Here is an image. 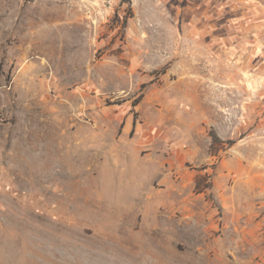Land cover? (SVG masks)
<instances>
[{
	"label": "rangeland",
	"instance_id": "1",
	"mask_svg": "<svg viewBox=\"0 0 264 264\" xmlns=\"http://www.w3.org/2000/svg\"><path fill=\"white\" fill-rule=\"evenodd\" d=\"M137 9L0 0V264H264V0Z\"/></svg>",
	"mask_w": 264,
	"mask_h": 264
},
{
	"label": "crops",
	"instance_id": "2",
	"mask_svg": "<svg viewBox=\"0 0 264 264\" xmlns=\"http://www.w3.org/2000/svg\"><path fill=\"white\" fill-rule=\"evenodd\" d=\"M133 5L138 8L137 10H155L157 12L168 10L172 14V20L173 24L176 25L181 20L182 23L185 22V0H132ZM221 5V3H220ZM236 11V25H239L240 27H246L252 26L249 22V19L252 17V13L250 14L249 10V4L246 1V8H245V19L243 15L239 14V9H237V6L234 7ZM240 20V21H239Z\"/></svg>",
	"mask_w": 264,
	"mask_h": 264
}]
</instances>
